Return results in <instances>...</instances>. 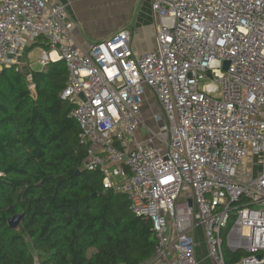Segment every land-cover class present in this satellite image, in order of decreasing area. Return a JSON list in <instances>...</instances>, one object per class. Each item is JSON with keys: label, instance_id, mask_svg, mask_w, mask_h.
<instances>
[{"label": "built area", "instance_id": "2783aa9c", "mask_svg": "<svg viewBox=\"0 0 264 264\" xmlns=\"http://www.w3.org/2000/svg\"><path fill=\"white\" fill-rule=\"evenodd\" d=\"M150 1L156 43L138 54L128 29L77 46L55 0H0V69L34 86L24 58L41 37L40 65L64 61L84 167L151 222V264H201L199 226L212 264H264V0ZM248 156L262 169L244 176Z\"/></svg>", "mask_w": 264, "mask_h": 264}, {"label": "trees", "instance_id": "16d2710c", "mask_svg": "<svg viewBox=\"0 0 264 264\" xmlns=\"http://www.w3.org/2000/svg\"><path fill=\"white\" fill-rule=\"evenodd\" d=\"M47 67L32 71L36 98L24 73L0 69V264L149 262L157 246L151 222L85 169L74 104L61 98L66 65ZM242 255L227 252L228 262Z\"/></svg>", "mask_w": 264, "mask_h": 264}, {"label": "crops", "instance_id": "0c3cea01", "mask_svg": "<svg viewBox=\"0 0 264 264\" xmlns=\"http://www.w3.org/2000/svg\"><path fill=\"white\" fill-rule=\"evenodd\" d=\"M55 1L66 6L68 19L75 26V44L79 47H86L90 41L108 38L120 29H128L131 32V46L138 54L155 47L156 28L150 0ZM24 59L29 63L28 55ZM29 66L27 64L24 70L28 72L30 69L34 71L48 68L41 66V69H34L32 63ZM197 254L202 260L201 264H212L208 258L199 254V249Z\"/></svg>", "mask_w": 264, "mask_h": 264}, {"label": "rangeland", "instance_id": "374dc122", "mask_svg": "<svg viewBox=\"0 0 264 264\" xmlns=\"http://www.w3.org/2000/svg\"><path fill=\"white\" fill-rule=\"evenodd\" d=\"M46 43H47V41H46V39H44L43 44L35 45L31 49H29V52H28L29 63H32V66L34 67V69H41L42 68L38 59L43 54V52L45 50H47ZM142 109L144 112V117L146 118L148 123L151 126H153L154 128H157L159 123L155 121L156 120L155 116L157 114L161 113L162 108H161L156 96L153 93H151L149 90H147L145 103H144V106ZM251 163H254V165H252ZM261 169H262V167H260V165H259L258 157H254L253 159L251 156L246 157L245 163L242 166V172H243L244 176L247 173H255L256 174ZM194 236L196 238V243H197V248L199 249V254L201 256L206 257L207 256L206 243H205V239L203 236L201 226H199L198 228H196L194 230ZM93 252H94L93 249L90 250L89 256H91L93 254ZM145 264H147V263H145ZM149 264H151V263L149 262Z\"/></svg>", "mask_w": 264, "mask_h": 264}, {"label": "water", "instance_id": "95a60500", "mask_svg": "<svg viewBox=\"0 0 264 264\" xmlns=\"http://www.w3.org/2000/svg\"><path fill=\"white\" fill-rule=\"evenodd\" d=\"M228 66H229V62H227L226 68H228ZM30 90L32 91L33 96L36 98L37 91H36L35 85L34 86H31L30 87ZM81 97L84 98L83 94H81ZM22 218H23V215L22 214H17V215H14L13 217H11L9 219V225H10V227L11 228H14V229L17 228L20 225V223L22 221Z\"/></svg>", "mask_w": 264, "mask_h": 264}]
</instances>
